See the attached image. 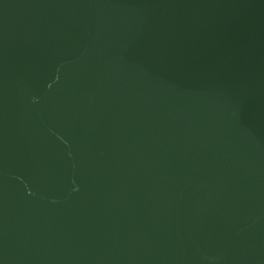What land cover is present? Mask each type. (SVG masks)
Returning a JSON list of instances; mask_svg holds the SVG:
<instances>
[{"label": "water", "instance_id": "water-1", "mask_svg": "<svg viewBox=\"0 0 264 264\" xmlns=\"http://www.w3.org/2000/svg\"><path fill=\"white\" fill-rule=\"evenodd\" d=\"M0 264H264V0H0Z\"/></svg>", "mask_w": 264, "mask_h": 264}]
</instances>
